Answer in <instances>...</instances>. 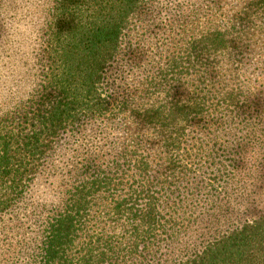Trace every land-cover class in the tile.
I'll return each mask as SVG.
<instances>
[{
	"label": "trees",
	"instance_id": "1",
	"mask_svg": "<svg viewBox=\"0 0 264 264\" xmlns=\"http://www.w3.org/2000/svg\"><path fill=\"white\" fill-rule=\"evenodd\" d=\"M243 1L235 26L184 43L172 69L160 79L149 77L139 103L130 98L127 104L107 93L106 71L143 0H55L39 37V90L0 115V216L26 197L68 131L85 121L115 122V103L130 122V135L122 147L105 151L116 156L117 177L102 158L107 139L73 164L58 204H26L32 218L43 220L22 245L31 257L21 264H264V203L258 210L245 201L251 195L243 155L254 142L239 139L235 158L224 169L216 167L221 189L207 181L206 188L215 191L200 197L197 210L187 207L186 213L204 219L194 238L182 236L188 214L180 215L178 203L169 205L173 197L201 190L204 180L196 191L181 190L180 184L201 158L216 152V144L201 141L202 132L230 128L235 140L241 127L262 146L264 134L257 130L264 127V16L258 19L264 0ZM253 25L260 42L250 43ZM173 80L186 90L156 94ZM208 162L213 168L215 162ZM128 182L124 192L116 190ZM165 208L172 210L164 214Z\"/></svg>",
	"mask_w": 264,
	"mask_h": 264
},
{
	"label": "rangeland",
	"instance_id": "2",
	"mask_svg": "<svg viewBox=\"0 0 264 264\" xmlns=\"http://www.w3.org/2000/svg\"><path fill=\"white\" fill-rule=\"evenodd\" d=\"M152 2L153 0H143L141 9L124 32L119 55L106 71L107 84L105 85V89H107V93L113 101L117 100L121 103L130 104V98H134L139 103L141 98L140 90L147 89L150 78L157 77V79H160V77L164 76L163 72L172 69L171 65L180 57L184 43H192L195 38L203 34L206 35L213 30L224 31L230 26H235L237 23L235 19L237 10H239L238 8L245 1L182 0V3L185 5L183 14H171L159 20L151 13L150 5ZM263 16H260L259 19L258 16L256 18L260 21L263 20ZM262 23L264 26V22ZM21 28H23V25H21ZM0 31H3L2 26H0ZM248 31L251 32V37L253 35L250 43L260 42L259 38L261 37L257 32L258 27L256 28L253 25ZM40 58L39 50L37 64L33 69L35 78L39 82L40 77H42ZM185 87L186 85H182V81L173 80V82H165L162 86H159L156 94L162 93L165 96L168 94L166 91H168L169 93L175 92L178 95L180 92L186 90ZM113 106L118 116L115 122L108 120H99L98 122L85 121L81 123L79 130L77 129L76 132L68 131L65 133L57 151L51 155L46 163L45 172L29 187L26 197L20 201L17 200L9 210L0 216V264H21L22 261L24 262L31 257V255H26V251L23 250L22 245L30 241L28 235H34L31 230L36 228L37 221L41 222L43 219L36 220L35 217L32 218V210H28L27 212L24 209L27 203L42 202L47 205L50 204L49 207L51 208L52 203L50 202L54 199H59L60 194L64 191L65 188L61 187V183L72 175L70 170H73L74 163H78L84 156H88L96 145L97 147L99 145L102 147L107 139V144L103 146L102 152H105L108 146L111 148L114 146L118 149V145L127 140L128 135H130V122L126 123L127 121L123 120L125 116L120 114L118 107L115 108V103ZM126 125L128 126L127 129ZM85 127L91 129V132L84 136H77V133ZM212 129L207 134H205L206 132H202L201 141H208L212 145L216 144V152H213L211 158H199L201 161L200 167L197 165L198 169L196 168L192 174L189 173L184 182L180 184L181 190L194 189L196 191V189L198 190L197 185L200 187L199 181L204 180V183L200 187V192H185L186 197H173L169 200V205L178 203L175 209H177L180 215L185 213L186 219L188 214L186 212L190 213V211H187V207H192L194 211L197 210L198 208L195 204L198 205V200H200L202 195H205L207 191H209L208 193H212L215 191L214 189H221L223 178H221L220 173L216 175V171H218L216 167L220 166L221 169H224L226 165H229L230 159L235 158L232 155L236 150L235 146L239 148L238 140L245 137L246 141H244V145L248 140L249 143L254 142L257 145L255 142L256 136H254V139L252 136H244L246 130L241 127L236 130L238 136H235V140L234 136H232L234 130L230 128L228 131H222V133L218 132L215 128ZM260 129L257 130L258 136L264 134V127H260ZM233 140L238 143L233 142ZM194 141H197V139ZM233 144L235 146L232 147ZM260 148H264V139ZM102 152L101 155L103 154ZM102 158L105 161V166H107L106 170L110 171L112 176L115 175L117 177L120 175L116 173L118 169L116 156L112 157V154L105 152ZM114 158L116 162L113 161ZM199 159L196 158L195 162H199ZM256 159H258V153L250 154V161ZM70 160L71 162H69ZM208 160H212L211 164L215 162L213 168L210 167ZM244 169L249 177L245 182L247 193L251 195V199L249 200L247 196L245 197V201H247L248 205L250 203L251 207L256 206L260 210L264 203V162L260 163L258 171L255 164L251 162L247 167L245 163ZM120 173L122 174V172ZM207 181L213 184L214 189L209 190L206 188ZM128 185H130L129 182L127 185L117 186L119 189L116 186L115 188L119 193H122L124 191L121 189L126 190ZM109 202L111 201L109 200ZM171 210L165 208L163 213L165 214L168 211L170 213ZM188 216L190 222L188 226H184L182 229L184 231L182 236L188 238L190 235V238H194L196 229L197 227L199 228V222L202 225L201 222L204 219L201 221L199 213L194 215L188 214ZM163 255L161 259L166 256ZM128 262L130 264V260Z\"/></svg>",
	"mask_w": 264,
	"mask_h": 264
},
{
	"label": "clouds",
	"instance_id": "3",
	"mask_svg": "<svg viewBox=\"0 0 264 264\" xmlns=\"http://www.w3.org/2000/svg\"><path fill=\"white\" fill-rule=\"evenodd\" d=\"M55 6V0H0V26L3 28L0 31V115L14 110L39 90V81L33 71L37 64L39 37L47 28ZM150 9L159 20L171 14H183L185 5L182 0H153ZM252 60L254 57L250 58ZM90 132L91 129L85 127L77 136ZM252 153H258V159L250 161ZM243 158L246 167L251 162L258 171L260 163L264 162V148L251 144ZM50 203L58 204L59 200Z\"/></svg>",
	"mask_w": 264,
	"mask_h": 264
}]
</instances>
